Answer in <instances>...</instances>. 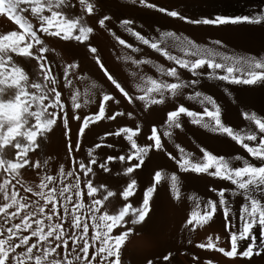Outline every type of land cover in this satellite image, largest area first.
<instances>
[{
	"label": "snow or ice",
	"instance_id": "snow-or-ice-1",
	"mask_svg": "<svg viewBox=\"0 0 264 264\" xmlns=\"http://www.w3.org/2000/svg\"><path fill=\"white\" fill-rule=\"evenodd\" d=\"M127 2L133 5L138 3L144 8L154 9L192 25L264 26V6L258 11L250 9L248 14H216L189 18L178 10L157 7L148 0ZM99 3L100 0H0V14L19 29L0 34V168L7 173V178L0 181V199L4 201L0 204V264H120L122 246L127 236L136 232L135 226L146 222L151 211L150 200L157 186L166 184L170 188L172 199L181 198V178L178 173H194L197 176L203 174L206 177L228 181L233 186L229 188L210 184L207 190L211 195L206 200L188 197V200L194 202L195 210L184 220L183 227L195 229L198 225L203 226L209 221H214V213L222 214L223 231L230 244V247H219L209 236L207 243L198 244L197 247L214 249L229 258L259 256L264 252V114L242 108L239 115L243 121H247V125L244 128L239 125L229 126L225 119V107L213 95L202 91L201 85L205 80L218 82L217 87L236 104L240 98H234L231 86H246L249 91L264 89V52L259 55L237 52L220 39L200 44L186 35L161 30L159 27L154 29L155 34H141L138 29H143L142 24L136 25L132 19H120V29L137 42V45H133L113 31L110 26L112 18L101 11ZM77 5L79 12L73 15ZM85 15L97 16L96 23L99 28L112 36L123 49H130L131 53L139 54L142 49L138 45H145L171 66L143 56L139 59L134 55L119 56L118 59L130 63L134 69L130 71V75L142 82L134 85L133 90H127L102 62L97 47L90 43L89 37L94 29L84 22ZM29 17L33 18L38 26L34 27ZM39 34L57 37L69 43L75 41L78 45L86 46L92 54L94 64L120 98L113 92L101 90L95 102L96 107L91 113L79 112L81 105L78 103V92L70 73L75 75L82 70L76 62H72L62 64L57 72L46 59L48 49ZM12 54L34 62L31 79L30 74L14 62ZM143 65L153 68L155 77L145 73ZM179 69L190 74V78H182ZM164 78H170L171 82ZM75 79L80 80L81 77L75 76ZM58 86L61 90H58ZM91 87L95 89L98 86L92 83ZM65 89L70 90V104L63 100L62 92ZM6 92L9 93L7 97L3 95ZM122 101L131 106V110L126 111L130 120H136V113L141 110L152 111L150 106L167 105L170 102L171 107L162 109V115L157 121L160 127L157 128L153 123L150 132H142L138 121L132 127L115 125L114 131L105 130L102 136L97 137L100 143L93 141L92 147L87 149L86 162L75 160L74 163L78 164L79 172L88 177L93 173L92 165H97V155H94V151L100 149L102 144L107 148L113 147L112 143L105 142V137L122 138V141L127 142L124 154L107 155L98 167L108 173L109 161L120 162L123 175L128 177L120 196L127 201L136 191L137 179L133 178L134 170L143 171L142 165L146 158L150 159V151L155 150L166 156L174 162L176 170L157 168L150 171L149 185L143 190L139 207L125 202L117 214L109 215L105 211L97 215L98 206L103 205L114 193L105 189L106 194L102 199H93L98 188L93 186L91 179H85L83 186L87 189L90 200L85 209V204L81 201L79 175H76L73 184H63L59 191L45 183L54 181L55 177L43 176L36 186L38 191L22 185L25 193H31L39 200L18 197L15 184L10 185V179H14L18 170L25 165L29 168L38 167L37 163H30L28 155L40 149L38 137L46 139V134L62 123L67 155L71 158L74 149L69 139V119L77 122L75 150L78 151L81 147V137L97 135L96 122L112 121L115 124L119 117L125 115V112L113 108L114 105L119 107ZM185 101L197 106L198 110L185 106ZM184 117L187 118L186 121ZM185 123L196 125L209 133L219 134V137L230 138L246 151L255 163L241 155L226 157L219 153L214 154L212 150L200 144L195 145L198 151H186L173 140L176 130L184 131ZM137 133L146 136L143 143L134 138ZM164 138L173 143L175 152L166 150L162 142ZM6 148L15 149L14 159H5ZM235 161H239L240 166H234ZM72 175L73 170L69 169L67 176ZM16 183L19 184L20 181L17 179ZM99 187L104 188V185ZM71 189H74V193ZM73 195L75 201L71 204L72 211L69 213ZM235 197L243 201L239 206L238 224L237 215L232 212L231 198ZM40 200L43 204L39 203ZM57 200L64 216L57 217L59 222L53 224L52 219L57 213ZM49 204L50 209L46 214L45 206ZM80 209H85L88 218L93 221L90 241L94 250L91 253L90 241L86 235L89 232L88 224L83 223L82 231L76 232V229L81 228L82 218L78 214ZM129 213L132 226L110 236L109 233L118 224L123 227L128 223L124 218ZM36 216L47 221V224H42L40 218L30 219ZM65 219H69L70 224L62 228ZM68 227L73 230L71 234L67 230ZM98 228L101 231H98ZM30 237L34 239L30 240ZM97 239L100 240L99 246H96ZM216 240H219V237H216ZM69 241L71 249L65 248L61 257L58 249L67 246ZM78 241L82 246H78ZM52 254L56 256L49 259ZM170 255L171 253L165 254L163 259L168 261ZM193 260H196V257H193ZM145 264H153V261L148 259Z\"/></svg>",
	"mask_w": 264,
	"mask_h": 264
},
{
	"label": "bare ground",
	"instance_id": "bare-ground-1",
	"mask_svg": "<svg viewBox=\"0 0 264 264\" xmlns=\"http://www.w3.org/2000/svg\"><path fill=\"white\" fill-rule=\"evenodd\" d=\"M148 2L155 3L157 7L163 6L169 10H178L189 18H199L197 13L195 15L194 13H191L192 11H189L184 7L183 0H148ZM98 6L101 7V11L104 14H107L112 18L110 26L113 28V31L118 33L121 38L126 40V42L133 45H137V42L120 29V19H132L136 25L142 24L144 26L143 29H138L141 31V34H147L148 32L155 34L154 29L159 27L161 30H171L177 34L186 35L200 44H207L210 40L220 39L229 48H232L237 52L246 53L244 42L230 27L227 26L188 24L177 18L168 17L164 13L156 12L154 9L144 8L138 3L135 5L130 4L127 0H100ZM78 12L79 7L77 5L73 10V15ZM96 18L98 17L84 16V22L94 29L89 37L90 43L97 47L98 55L102 58V62L110 70V73L113 74L127 90H133L134 85L142 82L138 78H133L130 75V71H134V69H132L130 63L125 62L123 59H118L119 56L134 55L137 59L143 56L165 66H171L168 61L164 60V58L158 53L145 45H138L142 49V52L139 54L131 53L130 49H123V46L119 45L112 36L99 28V25L96 23ZM29 19L30 22L34 24V27L38 26L33 18L29 17ZM16 30H19L18 26L0 14V34ZM39 35H41V39L48 49L45 54L46 59L49 60L50 66H53L57 72H59L62 64L72 62H76L78 68L82 70L75 73V75L70 73L75 85V90L78 92V103L81 105L79 112H84L85 114L91 113L96 107L95 102L98 100L99 92L101 90L113 92L118 99L120 98L119 94L114 92L113 86L107 82L106 78L103 77L102 73L94 64L92 54L88 52L86 46L78 45L75 41L69 43L61 41L57 37L45 36L43 34ZM12 56L14 62L30 74L31 79L34 62H30L23 57L16 56L15 54H12ZM143 70L145 73L152 75L153 77L156 75L154 69L149 65H143ZM179 71L181 72L182 78H190V74L185 70L179 69ZM75 76H80L81 79L76 80ZM164 79H169V82H171L170 78ZM92 83H95L98 87L95 89L92 88ZM217 83L218 82H209L206 80L202 81L201 90L207 94L213 95L214 98L225 107L227 110L225 119L229 126L239 125L240 128H244V126L242 127L239 124L240 121H238L230 111V106L233 104L232 100H229L223 94L221 89L217 87ZM231 88L234 90V95L243 90L241 86H231ZM58 90H61L60 86H58ZM30 91L34 90L30 89ZM3 95L7 97L9 93L6 92ZM62 97L65 102L70 104L69 89L63 90ZM86 100L89 101V103L85 104L84 101ZM184 103L185 106L189 107L191 110H198L197 106L193 105L191 102L185 101ZM166 106L170 108V102L167 105L150 106L152 111L141 110L136 113V120H130L126 115V111L131 110V106L127 105L126 101H122L119 107L114 105V110L125 112V115L119 117L117 121H115V124L112 121L96 122L95 131L97 135L81 137V147L78 151L75 150V133L78 130L77 122L69 119V139L72 141L74 149V154L71 158L67 155L66 142L63 137V124L60 123L59 126H54L53 129L46 134V139L38 137L41 144L40 149L28 154L30 157V163H37L38 167L29 168L25 165L18 170L14 179H10V185L15 184L18 197L25 196L30 200H39L38 197L32 196L31 193H25L22 185L32 187L34 190L38 191L39 189H37L36 186L40 183L41 178L43 176H53L55 177L54 181H46L45 183L50 187H56L59 191L63 184H73L76 175H79L81 180V201L85 204V209L90 203L87 189L83 186L85 179H91L93 186L98 188L93 199H102L106 194L105 189L114 193V195L109 197L103 205L98 206L99 210L97 215L105 211L109 215L117 214L125 202H129L133 207H139L142 202L143 190L149 185L150 171L157 168H163L168 171L176 170L174 162L170 161L166 156L155 150L150 151V159L146 158L142 165L143 171L139 169L134 170L135 176H133V178L137 179L136 191L127 201L123 200L120 196V192L123 190V187L126 186L128 181V177L123 175L120 162L117 160L109 161L108 173L103 172V170L98 167V164L103 162V159L107 155L118 156L124 154L126 151L124 147L127 144L126 141H122V138L120 137H105V142L112 143L113 147L107 148L102 144L100 149L94 151V155H97V165H92L93 173H90L88 177H84L83 173L79 172L78 164L74 163V161L83 160L86 162V151L89 147H92L93 141L100 143L97 137L102 136L105 130L114 131L115 125L132 127L138 121L142 132H150L153 123L159 128L160 124L157 123V121H159L160 116L162 115V109ZM183 119L185 121L187 120L186 117ZM241 124L243 125V123ZM183 127V132L180 130L175 131L173 140L175 143L180 144L181 147H184L186 151H198L195 145L200 144L201 146H206L208 149L212 150L214 154L219 153L226 157L241 155L245 159L248 156L247 152L239 145H236L234 141H231L230 138L219 137V134L206 132L204 129L189 123H185ZM134 138L138 139V142L140 143H143V141L146 140V136L141 135V133H137V136ZM162 142L166 146V150L172 152L176 151L173 143L169 142L167 138H164ZM249 143L251 145V142ZM14 152L15 149L6 148L4 153L5 159H14ZM234 166H240V162L235 161ZM69 169L73 170L72 176H67ZM178 174L181 178V198L179 200L172 199L170 188L166 184L157 186L150 200L151 211L148 214L146 222L144 224L136 225V232L127 236L125 244L122 246L120 264H145L148 259H151L153 264H264V252H261L259 256L253 255L249 258H229L224 257L222 253L217 252L214 249L209 250L207 248L197 247L198 244L207 243L209 236L213 238L216 245L219 247H224L226 245L230 247V244L223 231L222 214L214 213V221H209L203 226L198 225L195 229H187L183 227L184 220L193 210H195L194 202L188 200V197H200L201 200H206L211 195L207 190L210 184L226 186L229 188L233 186L228 181H222L219 178L214 177H206L203 174L199 176L194 173ZM5 178H7V173H4L3 169L0 168V181ZM17 179L20 181L19 184L16 183ZM100 185H104V188H100ZM71 190L74 193V189ZM8 191H11V187H9ZM46 191L47 188H45V192ZM74 201L75 198L73 195V201L69 204V213L72 211L71 204L74 203ZM3 202L4 201L0 199V204ZM242 202V199L239 197L231 198L232 212L237 215V224L239 223V206ZM39 203L43 204V201L40 200ZM49 209L50 204L45 206L46 214ZM85 209L79 210L78 214L81 215L82 222L81 228L76 229V232H81L83 223H87L89 226V232L86 235L90 241L93 221L88 218V213ZM23 211L24 210H22V212ZM62 216H64V211L60 208V202L57 200V213L56 216L53 217L52 223H58L59 221L57 217ZM38 218L42 219L40 216L30 217L31 220ZM131 218L130 213L126 215L124 219L128 223L123 227L118 224L112 229L109 235H117L120 231H124L126 227L132 226ZM42 224H47V221L42 219ZM69 224L70 220L65 219L61 227L65 228ZM5 227H7V225ZM32 227H35V225H32ZM67 230L69 234L73 231L70 227H68ZM97 230L101 231L100 228ZM103 230L106 231V229ZM216 237H219V240H216ZM31 239L34 238L30 237V240ZM99 244L100 240L97 239L96 246H99ZM78 246H82L79 241ZM65 248H68L69 250L71 249V241H69L67 246H62L58 249L61 257L64 254ZM93 250L90 241L89 252L91 253ZM168 253H171V255L169 256V260L165 261L163 256ZM55 256L56 254H52L49 259ZM193 257H196V260H193Z\"/></svg>",
	"mask_w": 264,
	"mask_h": 264
},
{
	"label": "rangeland",
	"instance_id": "rangeland-1",
	"mask_svg": "<svg viewBox=\"0 0 264 264\" xmlns=\"http://www.w3.org/2000/svg\"><path fill=\"white\" fill-rule=\"evenodd\" d=\"M183 5L186 9L192 11L191 13L195 15L197 13L201 17L214 16L216 14H248L250 9L258 11L261 6H264V0H183ZM227 27H230L244 42L246 53L259 55L264 52V26ZM237 93L234 98L239 96L240 101L236 104H231L230 111L238 121L243 123V125L240 122L239 124L245 127L247 121H243L239 112L243 108L248 111H256L258 114H264V89L256 88L254 91H249L245 86L242 91ZM246 159L255 163L250 156H247Z\"/></svg>",
	"mask_w": 264,
	"mask_h": 264
}]
</instances>
